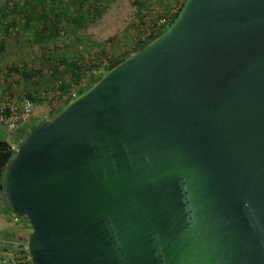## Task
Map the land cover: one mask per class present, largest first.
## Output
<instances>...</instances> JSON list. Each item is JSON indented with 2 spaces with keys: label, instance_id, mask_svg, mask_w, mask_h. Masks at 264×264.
<instances>
[{
  "label": "water",
  "instance_id": "95a60500",
  "mask_svg": "<svg viewBox=\"0 0 264 264\" xmlns=\"http://www.w3.org/2000/svg\"><path fill=\"white\" fill-rule=\"evenodd\" d=\"M1 194L30 264H264V0H184L34 124Z\"/></svg>",
  "mask_w": 264,
  "mask_h": 264
},
{
  "label": "trees",
  "instance_id": "16d2710c",
  "mask_svg": "<svg viewBox=\"0 0 264 264\" xmlns=\"http://www.w3.org/2000/svg\"><path fill=\"white\" fill-rule=\"evenodd\" d=\"M183 1L178 5L177 11L171 15L169 21L159 28V31L153 33V30L149 28L158 17L150 23H143L141 10L145 6V2L130 0V4L135 8L134 15L138 17L145 30L143 29V33L130 50L116 56H111L105 48V45L112 44L111 37H107L103 43L97 46L92 43L86 44L83 36H79L76 41L78 43L71 47L58 41L61 32L69 24L76 29L83 27L97 9V0H73L71 6L69 5L72 7L70 13L67 15H65L66 10L61 7L47 8L45 0L14 2L10 7V14L8 13L5 17L3 31L7 33L11 30L17 37L28 34L30 39L38 45L39 52L31 58L24 59L20 64L8 67L7 74L15 78L16 83L21 85V91L33 103L44 100L49 106L53 105L49 112L51 116L70 100L67 95L71 88H75L79 82L85 80L86 87L78 89V94L93 84L108 69L158 36L174 19ZM8 88L4 90L7 91ZM35 123L36 121L28 120L13 128L14 133L11 140L15 142L16 146ZM14 150L9 141L0 138V203L9 213L11 212L4 203L1 189L7 163ZM23 219L27 223L25 217ZM27 228H29L28 223ZM20 248L22 245L17 246V249L26 254V251H22ZM26 262V264H30V261Z\"/></svg>",
  "mask_w": 264,
  "mask_h": 264
},
{
  "label": "rangeland",
  "instance_id": "374dc122",
  "mask_svg": "<svg viewBox=\"0 0 264 264\" xmlns=\"http://www.w3.org/2000/svg\"><path fill=\"white\" fill-rule=\"evenodd\" d=\"M3 1L4 0H0L1 16L3 14L2 12L5 10V6L2 5ZM142 1L145 2V6L141 10L143 14L142 20L143 23L145 22L147 24L159 17V15L161 16L166 14L170 8L177 7L183 0ZM72 2L73 0H45L44 3L47 4V8L61 7L66 10L65 15H67V13H70L72 8L69 7ZM97 5L98 7L93 12L91 18L85 22L81 29H76L69 24L68 27L63 29L61 32L58 41L61 42V44H67L71 47L73 44L78 43L76 41L79 36H83L85 37L84 42L86 44L92 43V45L97 46L103 43L107 37H111L112 44L110 46L105 45V48L110 52L111 56H116L119 53L130 50V48H132L135 44V41L145 30L140 24L138 17L134 15L135 8L130 4V0H97ZM11 34L12 35L8 37L9 41H19L20 47H23L20 52L12 54L11 59L13 62L20 64L24 59L31 58V56L39 52L38 45L30 39L28 34H22L19 37L14 36L12 31ZM12 91L16 93L13 89ZM46 107L47 105L44 100L33 103V114L31 120L38 122L40 119L42 120L48 118L50 113L45 112ZM13 133V129H9L6 133L0 131V138L9 141L11 145L15 147V142L11 140V138H13ZM21 219L23 220V218ZM14 221L18 223L19 219ZM3 244L5 245L4 250L9 251V248L14 250L17 246L23 245L24 243L20 244L18 242L14 243L13 241L10 242L5 240L2 245Z\"/></svg>",
  "mask_w": 264,
  "mask_h": 264
},
{
  "label": "built area",
  "instance_id": "2783aa9c",
  "mask_svg": "<svg viewBox=\"0 0 264 264\" xmlns=\"http://www.w3.org/2000/svg\"><path fill=\"white\" fill-rule=\"evenodd\" d=\"M177 9L178 6L175 8H170L166 14L159 16L156 21L151 24V27L149 29L153 30V33L159 31V28L163 27L166 22L169 21L171 15H173L177 11ZM84 87H86V81L82 80L75 86V88H71L67 96L72 99L73 97L78 95V89ZM63 98L65 97L63 96ZM46 105L47 107L45 112L49 113L51 109L50 107H52L53 105ZM32 114L33 102L24 94V92L19 91L14 93L11 89L7 91L0 90V128L13 129L16 126H19L24 122L31 120ZM13 148L15 149L16 146ZM18 217L19 216L13 214V218L16 219ZM4 246L5 245H2V242L0 240V250H4ZM20 250L26 251L25 244L22 245V248H20ZM27 260L29 261L27 253L23 254V252H19V249L17 248L10 251L8 256H0V264H26Z\"/></svg>",
  "mask_w": 264,
  "mask_h": 264
},
{
  "label": "crops",
  "instance_id": "0c3cea01",
  "mask_svg": "<svg viewBox=\"0 0 264 264\" xmlns=\"http://www.w3.org/2000/svg\"><path fill=\"white\" fill-rule=\"evenodd\" d=\"M24 0H4L3 6H5L4 14L0 15V90H4L5 88L8 90L13 89L16 92L21 91L20 86L17 85L15 78L11 75L7 74V68L11 65H16L17 62L12 61V54L20 52L22 46L20 47L19 41L13 40L9 41V36L12 35L11 31L5 32L3 28H5V17L7 14H10V7L14 2H21ZM3 17V18H2ZM9 41V42H7ZM18 64V63H17ZM5 91V90H4ZM2 132H8L9 129L0 128ZM20 218H13V214L9 213L3 205L0 203V240L3 241H13L18 242L20 244L24 243L26 239V235L28 233L27 223L26 221ZM18 223L14 220H18ZM9 243V242H8ZM10 245V244H9ZM13 246V245H12ZM9 251L0 250V256H8L10 251L13 249H8Z\"/></svg>",
  "mask_w": 264,
  "mask_h": 264
}]
</instances>
